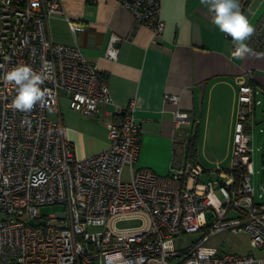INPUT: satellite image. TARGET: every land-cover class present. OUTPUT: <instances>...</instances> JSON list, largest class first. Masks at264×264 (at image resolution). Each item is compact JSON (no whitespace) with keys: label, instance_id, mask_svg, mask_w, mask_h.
Here are the masks:
<instances>
[{"label":"built area","instance_id":"2783aa9c","mask_svg":"<svg viewBox=\"0 0 264 264\" xmlns=\"http://www.w3.org/2000/svg\"><path fill=\"white\" fill-rule=\"evenodd\" d=\"M116 1L153 31L154 41L164 33L162 0ZM63 14L60 0H0V76L30 65L45 75L41 89L47 90L44 106L25 113L12 107L15 85L0 80V264H264L253 253L209 245L229 230L249 233L252 246L264 249V203L256 201L252 183L249 124L262 103L259 90L240 83L230 168L211 175L204 165L187 162L160 175L137 165L144 129L136 100L116 107L108 77L81 47L51 37L49 20ZM255 30L245 43L262 49L264 21ZM121 40L112 35L107 59L119 58ZM62 93L86 116L113 107L107 111V149L77 158L64 124L51 117L60 112ZM165 100L180 104L179 95L166 94ZM174 123L179 129L194 119L178 108ZM51 204L65 210L47 218L40 208ZM198 232L199 238L187 240L186 234Z\"/></svg>","mask_w":264,"mask_h":264},{"label":"crops","instance_id":"0c3cea01","mask_svg":"<svg viewBox=\"0 0 264 264\" xmlns=\"http://www.w3.org/2000/svg\"><path fill=\"white\" fill-rule=\"evenodd\" d=\"M60 2L64 14L49 20L53 40L81 47L86 58L108 77L116 107L121 109L136 100V117L144 129L138 166L160 175L187 162L204 165L211 175L217 169H228L222 163L233 154L240 83H252L260 92L258 97H264V47L252 49L244 59L233 58L232 40L212 23L200 0H162L165 30L155 41L153 31L139 24L116 0ZM243 15L254 28L260 26L264 0H252ZM69 20L81 28L73 30ZM112 35L122 38L116 61L105 57ZM166 94L179 95L180 104L166 102ZM262 103L249 119L252 140ZM178 108L189 113L194 123L177 129L174 111ZM111 109L102 107L98 116H86L72 109L68 96L62 93L60 112L51 117L62 121L77 158L83 159L110 146L106 120ZM193 135L195 161L188 157ZM209 164L217 168L211 169Z\"/></svg>","mask_w":264,"mask_h":264},{"label":"clouds","instance_id":"9594fccd","mask_svg":"<svg viewBox=\"0 0 264 264\" xmlns=\"http://www.w3.org/2000/svg\"><path fill=\"white\" fill-rule=\"evenodd\" d=\"M205 5L212 18V23L220 32L230 36L235 46L232 53L235 59H244L252 53V49L245 43L255 34V28L247 17L242 14L239 0H200ZM48 63L45 62V68ZM45 75L35 72L30 65L18 64L0 76V80L12 83L16 87L17 95L12 101V107L21 112H31L37 104L44 106L46 91L42 90ZM209 254H211L209 252ZM200 259H206L201 254Z\"/></svg>","mask_w":264,"mask_h":264},{"label":"rangeland","instance_id":"374dc122","mask_svg":"<svg viewBox=\"0 0 264 264\" xmlns=\"http://www.w3.org/2000/svg\"><path fill=\"white\" fill-rule=\"evenodd\" d=\"M260 99L263 101V105L258 106L257 110V120L258 124L254 129V136L252 140L253 144V161H254V170L255 174L252 176V183L255 188V198L257 202L264 203V197H260L259 194L263 192L264 189V164H263V153H264V132H261V128L264 129V97L261 94ZM199 158L203 160L202 153L199 151ZM231 158L222 163V167L230 168ZM209 168L216 169L217 165L209 164ZM128 170L125 173V179H128ZM41 213L46 215L49 218V215H56L59 212L65 210L64 204H51L45 205L40 208ZM131 224L132 221H129ZM125 222L124 225L130 224ZM203 232L186 234L188 241H193L199 238ZM209 244L218 246L220 252H229L237 254H245L248 252H253L256 256H264V249L254 248L251 244V236L247 232H241L234 234L229 230H224L215 236H213Z\"/></svg>","mask_w":264,"mask_h":264},{"label":"trees","instance_id":"16d2710c","mask_svg":"<svg viewBox=\"0 0 264 264\" xmlns=\"http://www.w3.org/2000/svg\"><path fill=\"white\" fill-rule=\"evenodd\" d=\"M240 4L243 6V10L241 11L242 14L247 10L248 6L252 2V0H240ZM188 157L191 158L193 161L196 159V142H195V136H191L190 143L188 145ZM237 177L239 179L240 177V172L237 174Z\"/></svg>","mask_w":264,"mask_h":264},{"label":"water","instance_id":"95a60500","mask_svg":"<svg viewBox=\"0 0 264 264\" xmlns=\"http://www.w3.org/2000/svg\"><path fill=\"white\" fill-rule=\"evenodd\" d=\"M263 156H264V153H263ZM31 223H34V221L32 220ZM42 223L44 224V221H42Z\"/></svg>","mask_w":264,"mask_h":264}]
</instances>
